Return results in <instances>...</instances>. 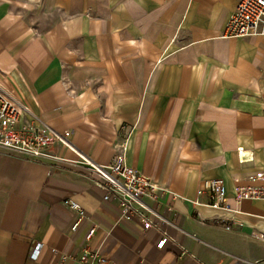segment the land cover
I'll use <instances>...</instances> for the list:
<instances>
[{
	"label": "crops",
	"instance_id": "crops-1",
	"mask_svg": "<svg viewBox=\"0 0 264 264\" xmlns=\"http://www.w3.org/2000/svg\"><path fill=\"white\" fill-rule=\"evenodd\" d=\"M5 1L33 4L40 24L0 3V85L67 144L39 163L0 154V264H78L93 226L112 264H264V201H232L264 171V36H222L239 0ZM122 144L167 188L144 199L147 231L103 201L81 159L105 166ZM211 179L233 213L193 205ZM64 200L86 213L75 231Z\"/></svg>",
	"mask_w": 264,
	"mask_h": 264
},
{
	"label": "built area",
	"instance_id": "built-area-1",
	"mask_svg": "<svg viewBox=\"0 0 264 264\" xmlns=\"http://www.w3.org/2000/svg\"><path fill=\"white\" fill-rule=\"evenodd\" d=\"M222 36L227 38L264 36V0H239L234 12L224 24ZM36 121L37 118L32 111L22 101L11 99L0 85V154L26 163L57 160L53 147L56 144H67L65 135L47 126L38 125ZM114 151V157L105 166L84 157L81 159L98 176L99 179L95 184L104 192L103 201H117L120 219L126 222H139L143 231H147L153 225L157 213L144 199L156 201L158 193H164L167 188L126 164V144L115 145ZM237 155L242 162L241 148L237 149ZM203 195L206 201L201 204L199 198ZM258 200L264 201L263 170L248 176L247 184L238 186L232 197L235 204ZM62 203L78 216L71 227V230L75 231L86 219V213L71 200H64ZM193 205H205L211 210H220L228 214L234 212L222 179L204 181L202 188L197 191V200ZM230 219L233 218L230 216ZM225 228L230 229L228 225ZM95 231L96 227L93 226L85 235L78 264H112L100 255L97 248L90 246ZM165 241L164 236L157 243V248H162ZM39 250L40 245L32 252L30 258L36 259ZM52 252L55 253L56 250L53 249Z\"/></svg>",
	"mask_w": 264,
	"mask_h": 264
},
{
	"label": "rangeland",
	"instance_id": "rangeland-1",
	"mask_svg": "<svg viewBox=\"0 0 264 264\" xmlns=\"http://www.w3.org/2000/svg\"><path fill=\"white\" fill-rule=\"evenodd\" d=\"M0 3H3L5 5H10L14 8H19L22 10V12L25 14L26 20L28 23L33 26L34 28L37 27L38 24H40V13L37 12V10L34 8L33 4H29V9L26 10L24 3H9L5 0H0Z\"/></svg>",
	"mask_w": 264,
	"mask_h": 264
}]
</instances>
